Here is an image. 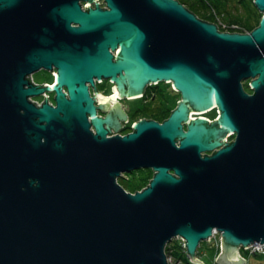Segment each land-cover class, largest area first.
Masks as SVG:
<instances>
[{
  "label": "water",
  "instance_id": "obj_1",
  "mask_svg": "<svg viewBox=\"0 0 264 264\" xmlns=\"http://www.w3.org/2000/svg\"><path fill=\"white\" fill-rule=\"evenodd\" d=\"M78 1L0 0V264H170L175 236L207 264L197 252L215 229L218 263L248 264L243 247L264 244V0L250 32L180 0ZM52 65L53 84L31 83ZM95 78L121 98L170 82L182 99L111 137L127 115ZM45 92L54 104L28 100ZM140 167L156 173L126 191L118 178Z\"/></svg>",
  "mask_w": 264,
  "mask_h": 264
},
{
  "label": "flooded vegetation",
  "instance_id": "obj_2",
  "mask_svg": "<svg viewBox=\"0 0 264 264\" xmlns=\"http://www.w3.org/2000/svg\"><path fill=\"white\" fill-rule=\"evenodd\" d=\"M104 0H100L99 3H100V6L101 7H105L106 8V0L103 2ZM78 4L80 5V9L83 11L85 10V6L87 5V3L85 1L81 2L80 0L78 1ZM95 6V3L94 2H91V5L90 7H94ZM87 11V10H86ZM72 26H74L73 23H71ZM220 31H222L221 29H219ZM113 51V49H112ZM41 69H44V68H41ZM52 69V73L51 70L49 69H46L50 72V74L52 75V80L50 83H45V84H53L54 83V75H55V72H56V69L55 67L52 65L51 67ZM55 71V72H54ZM34 73V72H33ZM33 73H30L29 74V78H30V81L32 84L36 85L33 81ZM28 78V76H27ZM95 81H96V87H97V90L100 91L101 95L102 96H108L109 95H112L114 93V98L116 101H119L120 102V108H122V110L125 111V114L127 115V119H122L120 120V117L119 120L121 122V126L122 127H119V131H114L113 128H110V131L109 133H107V136H115V134H121L122 136L125 135L126 133H130V132H134V125L136 122L140 121L141 119L144 120V119H152V120H159L160 122H164L166 119H168V117L170 116L171 112L175 110L176 106H177V103L180 99H182L181 97V94L179 91L176 90L175 87L172 86V84L170 82H167L166 84H162L161 82H158V83H153V85H148L146 88V91H144V93L140 96H136V97H133V98H130V97H123L121 98L119 96V93H115L116 90H114L112 87L115 85L114 84V81L113 80H110L108 78H102L101 81L98 80V78H95ZM111 83V87H110V90L111 91H108V83ZM249 83V80H246L244 82L245 83ZM89 85V91H91V96L93 97L94 94L96 93L94 91L95 87L93 85H91V83L88 84ZM41 86H45V85H41ZM40 86V87H41ZM63 91H65V89L63 88ZM252 91V90H251ZM179 93V100L177 101V103H175V105L173 106L172 105V100L170 97H168V94H174V93ZM47 95H48V103L49 104H54V93L53 92H45ZM41 94L39 96H42V100H38L36 99L35 97L37 96H31V97H28V100L30 102H36L35 105L37 106H40V104L43 102V96L44 94ZM51 99L53 100V102L51 101ZM95 101H96V106H99V104L101 103L99 101V97L98 96H95ZM114 100L113 101H110V104H109V107L112 108L113 104H114ZM97 111H99V115L101 117L104 118V116L111 112V110L109 109H106V110H101L100 107H97ZM218 109L217 107L212 109H208L206 110V112H200V113H197V112H191V117H199V116H203V117H208L209 118V121H214L216 120V118L219 117V114H218ZM183 126L185 127V129H188L187 127V122L184 123L183 122ZM237 138V135L234 131L232 132H229L228 134V137L226 139V142H230V141H235V139ZM213 153V151H208V152H202L203 155H208V154H211ZM137 170H141L142 173L141 174V177H148L149 176V180L153 177V175L156 173L155 170H153V167H140V168H137ZM137 170H134L132 172H136ZM128 173H131V172H127L125 174H123L121 177H123L124 175H127ZM151 181V180H150ZM149 181V182H150ZM148 182V183H149ZM148 185V184H147Z\"/></svg>",
  "mask_w": 264,
  "mask_h": 264
},
{
  "label": "trees",
  "instance_id": "obj_3",
  "mask_svg": "<svg viewBox=\"0 0 264 264\" xmlns=\"http://www.w3.org/2000/svg\"><path fill=\"white\" fill-rule=\"evenodd\" d=\"M188 9L194 11L198 16L208 21L218 22V18L228 20L229 22L237 21L238 23L243 24L245 31H251L253 28L260 24V20L263 12L258 11V8L255 6L254 0H180ZM245 88L251 91L250 84L246 82ZM123 179L124 176H123ZM126 191L137 192L138 189L145 188L148 184L149 176L146 178L140 177L137 179H125L122 181L118 179ZM176 247V257L179 259H184L189 262L188 256L185 250H181ZM220 248V247H219ZM167 251L169 246H167ZM221 251V248H220ZM218 251V253L220 252ZM217 253V254H218Z\"/></svg>",
  "mask_w": 264,
  "mask_h": 264
},
{
  "label": "rangeland",
  "instance_id": "obj_4",
  "mask_svg": "<svg viewBox=\"0 0 264 264\" xmlns=\"http://www.w3.org/2000/svg\"><path fill=\"white\" fill-rule=\"evenodd\" d=\"M51 80H52V75L46 69H39L33 73V81L36 85H42L45 83H50ZM111 83L112 82L108 83V89H107L108 91H111L110 90ZM161 83L166 84L167 82L163 81ZM168 97L171 98L173 106L175 105V103H177V101L180 98L178 92L174 93L173 95L170 93V94H168ZM35 98L38 100H42V96H37ZM51 101L53 102L52 99H51ZM142 173H144V172H142L141 170H137L135 173L131 172V173H128L127 175H124V178L125 179H127V178L137 179V178L141 177ZM118 179H120L122 181H126L125 179H123V177H119ZM220 237H221V235H220ZM199 249H200V252H198V257L200 259L204 260L205 263H207V264H219L218 258H217V253H218V251H220V248L218 247V244H217L215 238L212 239V241L203 240L200 244ZM241 254H242V256L249 258L248 264H264V253L258 252L257 254L249 255V253L247 251H245V248H243L241 250Z\"/></svg>",
  "mask_w": 264,
  "mask_h": 264
},
{
  "label": "built area",
  "instance_id": "obj_5",
  "mask_svg": "<svg viewBox=\"0 0 264 264\" xmlns=\"http://www.w3.org/2000/svg\"><path fill=\"white\" fill-rule=\"evenodd\" d=\"M219 24V29L221 30H228L229 32L232 31H245L243 28V24L238 23L237 21H232V22H228V20H224V19H220L218 18V22ZM54 74V73H53ZM45 96L48 95L45 93ZM211 239L209 241H212V239L215 238L218 247H220V241H222V238L220 237V232H218V229H215V231H213L212 237H210ZM186 240L183 238V236H175L173 238V241H171V243L167 244V246H169V250L167 255H168V261L170 262V264H199L198 262H194L193 260L190 259V257L188 256L187 252L188 250H186V245H185ZM178 244V247L182 250L186 251V254L188 256V261L181 259V258H177L175 253H176V247L175 245ZM264 245V244H263ZM263 245L257 243V244H253L251 246H248L245 248V251H247L249 253V255H253V254H257L258 252L260 253H264V247ZM167 246H166V251H167ZM200 248V246H199ZM198 248V252H200V249ZM244 248V247H243ZM197 252V255H198ZM242 255V254H241ZM248 258V257H247ZM249 259V258H248Z\"/></svg>",
  "mask_w": 264,
  "mask_h": 264
}]
</instances>
